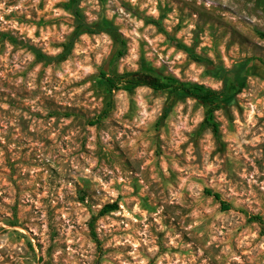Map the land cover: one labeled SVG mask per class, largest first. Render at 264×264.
I'll return each instance as SVG.
<instances>
[{
    "label": "rangeland",
    "instance_id": "1",
    "mask_svg": "<svg viewBox=\"0 0 264 264\" xmlns=\"http://www.w3.org/2000/svg\"><path fill=\"white\" fill-rule=\"evenodd\" d=\"M0 32V264H264V0H0ZM136 71L227 88L218 134L102 78Z\"/></svg>",
    "mask_w": 264,
    "mask_h": 264
},
{
    "label": "trees",
    "instance_id": "2",
    "mask_svg": "<svg viewBox=\"0 0 264 264\" xmlns=\"http://www.w3.org/2000/svg\"><path fill=\"white\" fill-rule=\"evenodd\" d=\"M75 17L80 25L87 26L84 17L77 10L75 11ZM260 35L264 38V34ZM0 36H4V34L0 32ZM34 52L39 59H45L43 54L36 51ZM102 78L106 81L111 92L119 91L124 85H129L133 88L148 87L158 92L169 91L171 93H183L187 97L200 101L207 106L204 124L212 130L214 135L218 134L219 126L215 121V113L221 109V103L229 97L227 88L214 90L203 84L183 82L172 76L159 78L141 71L125 72L118 76H110L103 73ZM107 113L108 112L105 111L103 115ZM215 197L219 199V195L215 194ZM116 209V205H107L102 209L100 215L103 216ZM224 209L228 210L230 208L229 206H224ZM253 220L259 224L261 234L264 235V220L260 216L253 217Z\"/></svg>",
    "mask_w": 264,
    "mask_h": 264
}]
</instances>
